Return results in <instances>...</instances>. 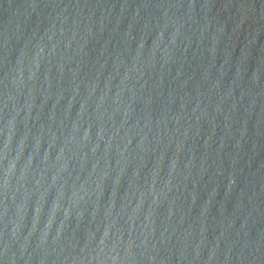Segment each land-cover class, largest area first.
I'll return each instance as SVG.
<instances>
[{"label": "water", "instance_id": "water-1", "mask_svg": "<svg viewBox=\"0 0 264 264\" xmlns=\"http://www.w3.org/2000/svg\"><path fill=\"white\" fill-rule=\"evenodd\" d=\"M0 264H264V0H0Z\"/></svg>", "mask_w": 264, "mask_h": 264}]
</instances>
